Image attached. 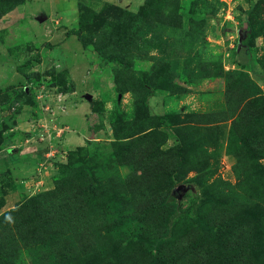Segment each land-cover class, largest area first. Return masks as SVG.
Returning a JSON list of instances; mask_svg holds the SVG:
<instances>
[{"label":"rangeland","instance_id":"rangeland-1","mask_svg":"<svg viewBox=\"0 0 264 264\" xmlns=\"http://www.w3.org/2000/svg\"><path fill=\"white\" fill-rule=\"evenodd\" d=\"M0 264H264V0H0Z\"/></svg>","mask_w":264,"mask_h":264},{"label":"crops","instance_id":"crops-1","mask_svg":"<svg viewBox=\"0 0 264 264\" xmlns=\"http://www.w3.org/2000/svg\"><path fill=\"white\" fill-rule=\"evenodd\" d=\"M82 140H83V138L81 136H79V134H77V135H69V137L66 139V141H68L69 143L70 142H74V143H78V144ZM19 156H20V154L18 153L17 157L19 158ZM21 159L24 160L23 157H21Z\"/></svg>","mask_w":264,"mask_h":264},{"label":"trees","instance_id":"trees-1","mask_svg":"<svg viewBox=\"0 0 264 264\" xmlns=\"http://www.w3.org/2000/svg\"><path fill=\"white\" fill-rule=\"evenodd\" d=\"M70 33H72L73 34V32L71 31Z\"/></svg>","mask_w":264,"mask_h":264}]
</instances>
